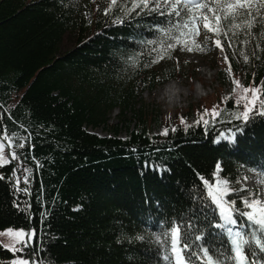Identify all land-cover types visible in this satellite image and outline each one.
<instances>
[{"label": "trees", "instance_id": "1", "mask_svg": "<svg viewBox=\"0 0 264 264\" xmlns=\"http://www.w3.org/2000/svg\"><path fill=\"white\" fill-rule=\"evenodd\" d=\"M132 8V0L114 7L110 0H0V142L10 160L0 165V232L36 233L23 251L0 246V264H172L166 234L177 225L190 245L189 262L205 264L197 258L203 248L232 264V237L204 181L213 182L217 165L240 190L247 170L264 176V115L237 119L244 111L237 87L171 115L151 107L144 92L181 73L168 60L173 50L154 62L153 49L168 40L159 30L177 35L174 25L184 17L152 3ZM236 22L241 29L219 37L220 82L228 83L230 65L241 85L261 86L264 20L251 29ZM67 35L72 43L62 48ZM121 123L127 138L119 135ZM157 125L167 135L155 133ZM99 127L113 135L92 131ZM227 129L236 131L234 143L217 142ZM231 201L233 232L240 226L246 239L264 240L240 214L246 208L238 193ZM251 250L249 261L264 264V252L254 244Z\"/></svg>", "mask_w": 264, "mask_h": 264}, {"label": "snow or ice", "instance_id": "2", "mask_svg": "<svg viewBox=\"0 0 264 264\" xmlns=\"http://www.w3.org/2000/svg\"><path fill=\"white\" fill-rule=\"evenodd\" d=\"M117 2L118 0H110L113 7L117 5ZM150 3L153 4L157 11L163 8L171 15L181 17L183 14L184 17L182 24L174 25L177 28V35L172 36L170 31H166L165 29L159 30L168 37V40L161 41V47L159 49H153V51L157 52V60L154 62H158L169 56V53L176 49L178 45H183L187 51L205 50V46L198 43L196 39L200 35L201 28L215 34L216 39L214 43L216 46L222 48L223 45L219 37L221 35L227 36L229 30L241 29V23L236 22L237 20H241L242 18L244 29H251L254 23L264 20V0H160V2H156V0H132L133 8L131 10L141 6L148 8ZM149 43H156V41H150ZM244 59L247 60L248 57L245 56ZM229 71H231L230 65ZM233 83L237 88L242 89L241 98L236 102L238 104L241 101L244 102V111L237 116V119L242 118L247 121L250 114L254 111H259L260 114L264 115V100L260 99L264 84L258 87L243 86L240 80L235 78H233ZM257 103H259L258 109L256 107ZM208 114L209 110L206 109L201 116V121L205 124L208 121L204 119V116ZM211 114L217 116L219 112L213 108ZM167 132L168 129H165L164 134L167 135ZM9 143H11L10 140ZM4 147V143L0 142V165L10 163L8 156L4 154ZM20 147H23V145L21 144ZM11 155L15 158L14 152ZM219 168L220 166L217 165V177ZM204 184L207 186L208 196L219 206L222 212L225 221L222 227L232 237L230 240L231 248L229 250L232 264H252L249 261V255L255 257V252L251 250L252 246L254 244L258 246V250L264 252V240L256 238L254 234L251 240L246 239L244 233L240 231L234 233L230 227L231 224L236 223L233 220V212L236 210L232 207L235 203L234 201L229 202L225 200V197L233 191L229 187V181L219 179L218 177L212 183L205 180ZM242 202L248 210L242 211L240 214L252 222L255 229L261 233V236H264V200L249 196L243 199ZM0 235H6L12 240L11 243L0 244V246L16 252L18 250L23 251L24 247L29 246L30 240L36 236V233L34 230L26 232L24 230H13L10 228L4 232H0ZM166 235L168 237L166 242L168 243L170 255L165 256V259H171L172 264H189L184 254L189 251L190 245L182 237L180 226H174ZM156 240L158 243L161 242L159 236L156 237ZM17 245H19V248H17ZM245 245L249 247L248 254L245 253ZM197 258L204 259L205 264H227V258L218 257L214 260L213 256L209 255L208 249L202 248L197 254ZM12 264H31V262L27 259L16 258L12 261Z\"/></svg>", "mask_w": 264, "mask_h": 264}, {"label": "rangeland", "instance_id": "3", "mask_svg": "<svg viewBox=\"0 0 264 264\" xmlns=\"http://www.w3.org/2000/svg\"><path fill=\"white\" fill-rule=\"evenodd\" d=\"M196 39L198 43L205 46V50L187 51L183 45H178L172 53L170 52L171 57L168 59L169 62H173L178 65L181 73L178 76L176 75L172 78L169 77L164 84L157 87L152 92H144L143 97L151 107H161L162 110L171 115L177 109H186L192 103H199L203 98L210 94H215L216 92L223 90L226 95H229V93L236 88L233 83L232 74L228 69H226L228 83L224 84L222 81L220 82V80H222L220 70L224 54L222 53L221 47L215 45V39L202 28L200 30L199 37ZM71 43L72 39L70 35H67L64 38L62 48L68 47ZM167 83L177 84L178 90L182 91L181 95H178L177 98L162 97L159 93L160 88ZM118 114V109L111 114V122L116 123L119 121ZM194 120L195 117L191 116L188 119V123H193ZM120 125L123 127L124 124L121 123ZM165 129L166 127L164 125H157L155 126V133L165 135ZM92 131L103 136L113 135L112 132L106 131L101 127L92 129ZM119 135L122 138H127L129 133L123 127ZM235 135V130H223L216 135V141L232 143ZM247 172L249 174L248 178L244 177L241 179V183L244 185L243 190L236 189L227 178L222 176L221 168H219L218 173L219 179L228 180L229 187L233 189V191L225 197V200L230 201V195L238 193V197L243 208H245V206L242 201L249 196L264 200V178L253 170H247ZM216 173L217 171L214 174L213 182L218 178ZM247 210L248 209H246V211ZM236 231H239V229H235V232ZM5 239L6 238L3 235H0V240H2L4 244H7L8 242Z\"/></svg>", "mask_w": 264, "mask_h": 264}, {"label": "bare ground", "instance_id": "4", "mask_svg": "<svg viewBox=\"0 0 264 264\" xmlns=\"http://www.w3.org/2000/svg\"><path fill=\"white\" fill-rule=\"evenodd\" d=\"M159 93L162 97L177 98L178 95H181L182 91L178 90L177 84L167 83L160 88Z\"/></svg>", "mask_w": 264, "mask_h": 264}, {"label": "water", "instance_id": "5", "mask_svg": "<svg viewBox=\"0 0 264 264\" xmlns=\"http://www.w3.org/2000/svg\"><path fill=\"white\" fill-rule=\"evenodd\" d=\"M8 144V142H6Z\"/></svg>", "mask_w": 264, "mask_h": 264}]
</instances>
